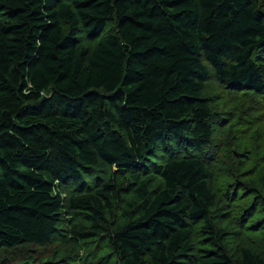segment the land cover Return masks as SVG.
<instances>
[{"label": "trees", "instance_id": "16d2710c", "mask_svg": "<svg viewBox=\"0 0 264 264\" xmlns=\"http://www.w3.org/2000/svg\"><path fill=\"white\" fill-rule=\"evenodd\" d=\"M0 264H264V0H0Z\"/></svg>", "mask_w": 264, "mask_h": 264}]
</instances>
